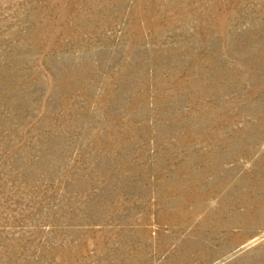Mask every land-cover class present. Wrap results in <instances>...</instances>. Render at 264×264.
Listing matches in <instances>:
<instances>
[{
  "label": "rangeland",
  "instance_id": "1",
  "mask_svg": "<svg viewBox=\"0 0 264 264\" xmlns=\"http://www.w3.org/2000/svg\"><path fill=\"white\" fill-rule=\"evenodd\" d=\"M0 264H264V0H0Z\"/></svg>",
  "mask_w": 264,
  "mask_h": 264
}]
</instances>
